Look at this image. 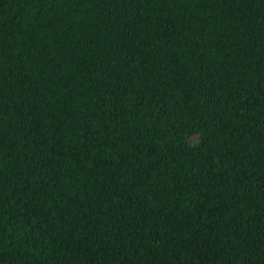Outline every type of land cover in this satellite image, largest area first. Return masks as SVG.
Instances as JSON below:
<instances>
[{"label": "trees", "instance_id": "trees-1", "mask_svg": "<svg viewBox=\"0 0 264 264\" xmlns=\"http://www.w3.org/2000/svg\"><path fill=\"white\" fill-rule=\"evenodd\" d=\"M0 264H264V0H0Z\"/></svg>", "mask_w": 264, "mask_h": 264}]
</instances>
